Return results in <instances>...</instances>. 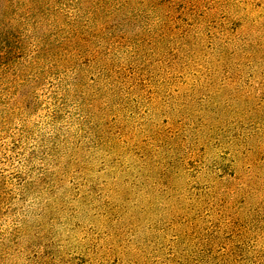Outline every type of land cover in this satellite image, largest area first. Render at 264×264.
<instances>
[{
    "label": "rangeland",
    "instance_id": "1",
    "mask_svg": "<svg viewBox=\"0 0 264 264\" xmlns=\"http://www.w3.org/2000/svg\"><path fill=\"white\" fill-rule=\"evenodd\" d=\"M0 264H264V0H0Z\"/></svg>",
    "mask_w": 264,
    "mask_h": 264
},
{
    "label": "trees",
    "instance_id": "2",
    "mask_svg": "<svg viewBox=\"0 0 264 264\" xmlns=\"http://www.w3.org/2000/svg\"><path fill=\"white\" fill-rule=\"evenodd\" d=\"M0 56H3V53L2 54L0 53Z\"/></svg>",
    "mask_w": 264,
    "mask_h": 264
}]
</instances>
